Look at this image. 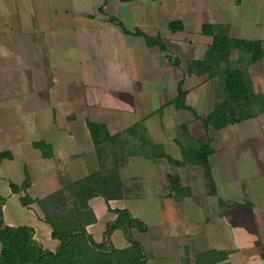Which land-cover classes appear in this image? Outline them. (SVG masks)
Returning a JSON list of instances; mask_svg holds the SVG:
<instances>
[{
  "label": "crops",
  "instance_id": "1",
  "mask_svg": "<svg viewBox=\"0 0 264 264\" xmlns=\"http://www.w3.org/2000/svg\"><path fill=\"white\" fill-rule=\"evenodd\" d=\"M216 34L264 48V0H0V220L32 226L56 250L40 205L21 195L101 171L123 195L88 199L97 242L127 208L147 224L131 233L149 264H264V55L231 48L229 64L247 69L256 94L237 106L227 61L212 74L188 69ZM180 82L195 112L176 105ZM221 103L228 122L206 124ZM89 121L105 126L95 138ZM207 141L214 191L201 163L168 157L184 161V147ZM109 240L131 243L122 228Z\"/></svg>",
  "mask_w": 264,
  "mask_h": 264
},
{
  "label": "trees",
  "instance_id": "2",
  "mask_svg": "<svg viewBox=\"0 0 264 264\" xmlns=\"http://www.w3.org/2000/svg\"><path fill=\"white\" fill-rule=\"evenodd\" d=\"M172 28L177 23H170ZM180 26V25H178ZM207 30V25H204ZM149 43H158L163 49L166 45L159 37L146 35ZM231 48H237L240 52L251 53V60H257L264 55V48L260 40L234 39L224 34H216L204 59H195L189 62V72L197 65L201 71H209L213 63L217 65L221 61L229 62ZM171 58V57H170ZM179 63V59H175ZM227 89L231 100L241 105L242 101H249L254 94L248 71L245 67H233L230 64L224 70ZM187 91L183 89L181 82L178 87V95L175 103L178 107L195 110L186 103ZM226 104H219L215 111L205 119L206 124L211 120L215 127L223 126L228 122L225 118ZM89 125L96 137L95 130L105 128L100 123L89 121ZM108 136L111 137L109 134ZM112 138V137H111ZM97 140V139H96ZM184 161L173 159L175 163L195 162L204 166L205 174L211 189L215 190V181L212 173V164L209 154L213 148L209 141L203 142L197 150H189L184 147ZM7 153L0 152V159ZM112 174V171H111ZM15 191L19 186L12 183ZM96 194H104L107 197L123 195V183L118 176L107 178L101 171L79 179L70 185L60 188L43 198L34 199L28 194L21 195V201L28 205L37 201L44 218L52 226V235L60 240L56 250L45 248L34 236V228L29 225H8L0 220V242L2 243L0 264H149L148 257L140 240L131 233L133 227L146 230L147 224L135 217L129 209L118 208L117 218L108 224L105 231L106 239L97 242L87 229V224L96 220V214L89 205L88 199ZM116 228H122L130 245L117 247L109 236Z\"/></svg>",
  "mask_w": 264,
  "mask_h": 264
},
{
  "label": "rangeland",
  "instance_id": "3",
  "mask_svg": "<svg viewBox=\"0 0 264 264\" xmlns=\"http://www.w3.org/2000/svg\"><path fill=\"white\" fill-rule=\"evenodd\" d=\"M171 133V132H170Z\"/></svg>",
  "mask_w": 264,
  "mask_h": 264
}]
</instances>
